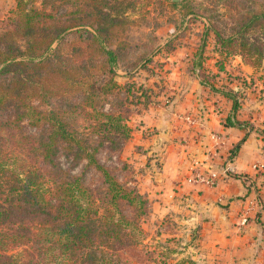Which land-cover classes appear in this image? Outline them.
<instances>
[{"label":"trees","instance_id":"1","mask_svg":"<svg viewBox=\"0 0 264 264\" xmlns=\"http://www.w3.org/2000/svg\"><path fill=\"white\" fill-rule=\"evenodd\" d=\"M37 1L18 0L10 28L0 35V264H109L113 255L124 264L119 255L128 241L124 227L132 225L135 233L139 222L120 217L121 207L135 205L140 216L153 199L140 186L122 183L101 156L122 155L132 133L130 107L142 105L136 111L142 115L163 98L168 103L175 98L157 84L155 67L156 56L172 49V40L121 66L120 46L114 45L138 0H43L40 7ZM186 1L188 22L208 11L220 19L213 8L202 11L196 0ZM209 1L226 7L235 24L229 34L211 24L189 53L188 69L203 98L229 102L225 125L259 131L260 122L243 118L245 83L255 75L239 66L232 74L223 58L239 56L253 74L262 68L264 0ZM212 58L217 71L208 62ZM121 75L129 80L120 83ZM235 78L243 85H234ZM131 93L134 100L126 96ZM134 150L147 155L139 165L136 158L131 163L137 180L159 155L148 156L141 145ZM62 158L73 166L86 161L85 170L74 174ZM91 168L101 175L100 187L85 181Z\"/></svg>","mask_w":264,"mask_h":264},{"label":"crops","instance_id":"2","mask_svg":"<svg viewBox=\"0 0 264 264\" xmlns=\"http://www.w3.org/2000/svg\"><path fill=\"white\" fill-rule=\"evenodd\" d=\"M183 57L184 53L174 60L169 78L175 98L163 108L138 114L134 126L131 121L136 118L129 122L134 127L132 135L135 129L139 135L133 150L141 145L150 150L148 156L159 155V162L153 164L159 166L158 171L147 168L139 186L161 213L170 209L184 212L183 232L175 236L183 242L184 256L191 264H259L264 258V167L260 166L264 163V135L261 130L225 125L223 110L229 102L203 98L199 80L184 73ZM208 62L217 71L216 59ZM236 62L255 75L240 57ZM252 107L244 102L243 118L260 122L263 129L264 115L255 114ZM147 130L154 133L147 134ZM214 135L226 137L228 147L218 151ZM134 151L131 155L146 161L147 155L141 157ZM229 161L236 168L232 175L223 173ZM196 172L206 176L217 172L218 179L208 184ZM245 213L249 220L241 225Z\"/></svg>","mask_w":264,"mask_h":264},{"label":"rangeland","instance_id":"3","mask_svg":"<svg viewBox=\"0 0 264 264\" xmlns=\"http://www.w3.org/2000/svg\"><path fill=\"white\" fill-rule=\"evenodd\" d=\"M17 1L18 0H0V35L6 29L10 28V19L13 16V11L16 9ZM43 4H45L43 0H38L36 2V5L39 7ZM194 4L199 6L202 11L205 8H213L221 15L219 17L220 19L211 17V12L208 11L205 13L206 17H202L198 21L188 22V17L186 16V0H138L136 6L128 10L126 16L129 20V25L125 32L117 38L114 45L115 48L117 44L120 46L118 50L122 54L121 66H131V61L140 60L143 56H146L150 50L163 47L168 40H172V49L167 50L165 48L163 53L156 56L157 64H155V67L158 70L156 75L157 84L162 85L164 90L169 89L170 92H173L169 88V78L172 72L171 68L173 67L174 60L178 59L182 53H184V57L182 58L184 73L187 76H192L188 69L187 60L189 53L199 47L203 32H205L211 24L215 23L224 34H229L232 32V28L235 24V21H233L230 14L227 12V8L223 7V5L211 3L209 0H196ZM212 14L216 13L213 11ZM208 53L212 55V50H209ZM237 57L239 56H230L228 59H225V57L223 58L226 67L232 74H236V69H239V62H236ZM160 63L164 66L161 67ZM122 68L120 74H124ZM244 71L249 74V71ZM149 73L150 72H147V74ZM142 78L143 76H140L135 80L140 81ZM254 78L255 82L252 79V83H248V80L245 83V86H248L246 88L248 94L246 96L247 102L254 106L252 107V111L255 112V114L264 115V65L257 71ZM117 79L122 84L129 80L122 75L118 76ZM171 80L173 81V79ZM233 82L234 85H243L238 78H235ZM255 84L256 87H254ZM132 95V93L126 94L128 98L130 96V98L134 100ZM120 97L123 98V94H120ZM167 101L166 98H163L161 102L166 103ZM168 102L165 105H168ZM37 104L40 105V102H37ZM41 107L47 109L48 105L44 103ZM141 107L142 105H137L136 108L133 106L130 107L134 110L132 119L136 118L137 120L131 121L133 126L135 122H139L137 118H139L140 115H138L136 111L140 110ZM153 107L155 108V104ZM133 128L134 127H132V133ZM260 128L262 131L261 135H264V128ZM147 131V134H151L150 132L154 133V131L151 130ZM132 133V139L130 143L127 144L128 148L124 146L125 149H123L122 155H114L112 158L109 154L104 153L101 159L113 169V172L117 174L122 183H126L129 186H139L142 175L135 180L136 172L131 164L135 158L134 155H131L132 151H134L132 145L139 141V135L136 129L134 135H132ZM139 160L140 159H136L137 162H139ZM61 161L66 169L72 170L76 175L81 174L85 170L87 164V162L84 161L73 166L66 158H62ZM155 168L159 169V166L154 165L151 170L148 171L152 173L158 171L155 170ZM143 180H146V178H143ZM85 181L94 188L100 187L101 175L95 168H91L87 171ZM134 206L135 205L131 207L125 204L121 207L122 211L120 217L125 216L129 220L128 222L131 223L139 222V225H135V227L137 226L136 229H134L135 233H133L132 225L124 227L127 228L128 241L124 249H121L119 253L121 261L124 264H175L177 261L187 259V257L184 256L185 251L183 248L185 246L182 244L183 242L178 240V237L175 236V234L183 232L184 223L180 222L182 221L184 212H181L179 209H170L163 214L159 211L158 204H156V207L155 203L151 202L150 209L149 206L147 208V213L138 216ZM144 208L146 209V206H144ZM116 247L118 248L119 245L117 244ZM113 257V262L109 264H122L118 262L114 255Z\"/></svg>","mask_w":264,"mask_h":264},{"label":"built area","instance_id":"4","mask_svg":"<svg viewBox=\"0 0 264 264\" xmlns=\"http://www.w3.org/2000/svg\"><path fill=\"white\" fill-rule=\"evenodd\" d=\"M168 102V101H167ZM166 102V103H167ZM166 103H163V102H160V103H156L155 104V108H163L164 106H166L165 104ZM214 137L217 139V142H216V145H217V149L218 151L220 150H223L224 148H227L228 147V139L226 137H223L221 135H214ZM230 155V154H229ZM232 162L229 161L225 168H224V174H227V175H232L234 173H236V168L233 164H231ZM260 166L264 167V163L260 164ZM196 176L202 180L203 182L205 183H208V184H212L214 183L217 179H218V173L217 172H212L210 173L208 176L206 175H203L201 174L200 172H196ZM248 214L245 213L244 217L242 218L241 220V225H245L248 223ZM259 264H264V258L263 260L259 263Z\"/></svg>","mask_w":264,"mask_h":264}]
</instances>
